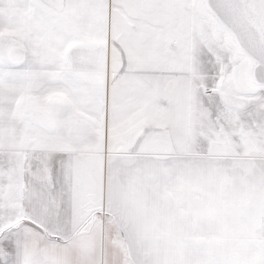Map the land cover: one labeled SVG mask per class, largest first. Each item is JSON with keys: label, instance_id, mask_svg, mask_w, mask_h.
<instances>
[{"label": "snow or ice", "instance_id": "obj_1", "mask_svg": "<svg viewBox=\"0 0 264 264\" xmlns=\"http://www.w3.org/2000/svg\"><path fill=\"white\" fill-rule=\"evenodd\" d=\"M0 264H264V0H0Z\"/></svg>", "mask_w": 264, "mask_h": 264}]
</instances>
